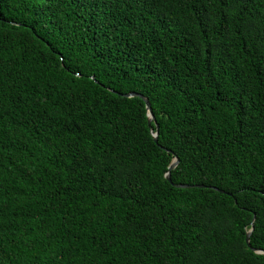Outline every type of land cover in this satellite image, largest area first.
<instances>
[{
	"label": "trees",
	"instance_id": "obj_1",
	"mask_svg": "<svg viewBox=\"0 0 264 264\" xmlns=\"http://www.w3.org/2000/svg\"><path fill=\"white\" fill-rule=\"evenodd\" d=\"M256 251L264 0H0V264Z\"/></svg>",
	"mask_w": 264,
	"mask_h": 264
},
{
	"label": "water",
	"instance_id": "obj_2",
	"mask_svg": "<svg viewBox=\"0 0 264 264\" xmlns=\"http://www.w3.org/2000/svg\"><path fill=\"white\" fill-rule=\"evenodd\" d=\"M93 79H94V78H93ZM124 97H126V98H140V99H142V100L145 102L146 107H147V111H148V117H149V121H148V122H149V123H148V124H149V127L151 128V125H152L153 122L156 124V129H157V130H156L155 133H153V137H154V141H155V143L158 144L159 126H158L157 123H156V119H155V117H154V115H153V111H152V108H151V105H150L149 101H148L144 96L139 95V94H129V95H125ZM163 150H165V149H163ZM165 151H167L169 154L174 155V153H172V152H170V151H168V150H165ZM179 163H180V160H179L178 158L175 157V159H174L173 163L171 164V166H170V168H169V171H168V173H167V175H166V179H167L168 182L172 183V180H171V173H172L173 170H175V169L178 167ZM175 187H176V188H179V189L203 188L202 186H189V185H182V186H180V185H175ZM215 190L219 191L218 189H215ZM253 229H254V227H253V224H252V230H251V232L247 235V238H246V242H247L248 247H250V235H251ZM256 253H257V254H260V255H261V254L264 255V253H262V252H260V251H256Z\"/></svg>",
	"mask_w": 264,
	"mask_h": 264
}]
</instances>
